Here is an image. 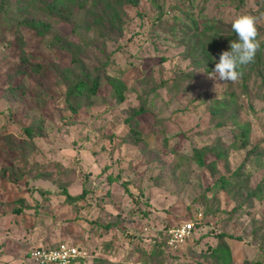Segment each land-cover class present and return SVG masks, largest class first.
Instances as JSON below:
<instances>
[{
  "label": "rangeland",
  "instance_id": "rangeland-1",
  "mask_svg": "<svg viewBox=\"0 0 264 264\" xmlns=\"http://www.w3.org/2000/svg\"><path fill=\"white\" fill-rule=\"evenodd\" d=\"M42 7L11 0L0 14V169L26 173L17 183L0 177V264H39L30 252L61 241L85 252L73 264H215L206 254L221 232L234 236L230 264H264V83L252 78L244 91L241 79L209 78L215 66H195L173 26L181 11L200 29L251 14L264 41V0H139L125 8L117 39L87 27L76 4L69 21ZM24 18L50 26L41 37ZM102 67L99 95L66 97L78 77ZM105 71L126 85L122 102ZM141 105L145 140L134 144L125 119ZM38 119L42 135L28 138L24 127ZM204 146L225 153L213 172L194 159ZM61 186L87 194L67 203ZM187 222L180 245L163 242Z\"/></svg>",
  "mask_w": 264,
  "mask_h": 264
},
{
  "label": "trees",
  "instance_id": "trees-1",
  "mask_svg": "<svg viewBox=\"0 0 264 264\" xmlns=\"http://www.w3.org/2000/svg\"><path fill=\"white\" fill-rule=\"evenodd\" d=\"M11 0H0V14L6 13V9L9 8V2ZM22 8H25L34 3L43 5L49 14H55L60 18L69 21L72 9L71 4H76L79 9H83L86 14L85 22L87 27L89 25H95L98 34L103 38L117 39L123 34V14L127 6H135L138 4L139 0H90L88 4L87 0H16ZM154 4H157V0H153ZM8 6V7H7ZM24 25L35 30L38 36L43 37L49 28V23L43 22L35 19H22ZM173 26L183 32V35L187 37V54H189L193 64L197 67H204L206 70H211V66H215V63L219 60L220 53L225 50H230V42L237 40V35L232 31L231 25L228 26L224 23H212L211 21H205L203 27L200 29L198 22L191 11H181V15L176 18ZM260 34L258 35V39ZM58 41H62L60 38H56ZM61 43L60 46H64ZM24 50H21V57L25 62L28 63L32 55H27L24 57ZM157 59V58H156ZM164 61L163 58H158L153 61V64ZM32 63V62H31ZM106 65V64H105ZM31 68L38 72L41 65L33 61ZM105 69L102 67L97 69L98 72L95 76L89 78L87 75L78 77V79L68 87L66 92V97L70 98L73 96L79 97L82 95L94 96L100 94V70ZM243 76L241 78V86L244 91L247 90V83L252 78L260 79L261 83H264V41H261V47L256 54L255 61L243 69ZM107 83L112 87L115 98L118 102L124 100V91L126 90V85L117 76L109 75L106 71L104 72ZM17 89V87H14ZM153 90V89H151ZM23 94V90L20 92ZM72 106V105H71ZM216 105L211 113L212 116H217L220 113V109ZM74 111L75 109L72 108ZM148 113V110L142 105L133 111V113L125 119L127 123V130L125 134L129 135V140L134 144H140L145 139L142 135L140 129L137 127L139 121V116ZM223 121L217 124H222ZM43 128L42 119L38 121H33V123L24 127L23 131L28 138H34L35 136H41ZM243 146L247 144L246 130L243 131ZM212 156L213 159L210 162H206V156ZM193 156L195 161L199 166H206L210 172H213L216 165V160L225 156L223 150L217 148H210L204 146L201 148H193ZM238 169L234 171L235 174L238 173ZM24 169L14 168L11 164L0 169V177L6 178L8 181L17 183L20 178L25 175ZM221 182L219 185L221 188H226V183L228 182L226 178L220 176L216 179ZM216 184V182H215ZM128 188V187H127ZM44 192V190H43ZM130 192V191H129ZM255 191L249 193L250 196H255ZM61 194L64 195V200L67 203H75L85 197L87 190L82 189L80 193L71 194L66 186H61ZM171 228V227H170ZM169 228V229H170ZM168 229V230H169ZM168 239V238H167ZM164 240L163 242H167ZM234 239L232 234L220 233L219 243L212 247L210 251L206 254L215 261V264H230L232 261L231 248L229 246V241ZM74 244V243H73ZM54 246V245H49ZM81 249V246L78 245ZM158 249L161 248V244ZM159 250V251H160ZM204 256V257H206ZM81 257L76 258V260L81 261ZM75 260V261H76Z\"/></svg>",
  "mask_w": 264,
  "mask_h": 264
},
{
  "label": "clouds",
  "instance_id": "clouds-1",
  "mask_svg": "<svg viewBox=\"0 0 264 264\" xmlns=\"http://www.w3.org/2000/svg\"><path fill=\"white\" fill-rule=\"evenodd\" d=\"M232 31L238 39L230 42V50L220 53L209 78L219 82H237L243 76V69L253 63L261 47L258 39L257 17L242 14L231 23Z\"/></svg>",
  "mask_w": 264,
  "mask_h": 264
},
{
  "label": "built area",
  "instance_id": "built-area-1",
  "mask_svg": "<svg viewBox=\"0 0 264 264\" xmlns=\"http://www.w3.org/2000/svg\"><path fill=\"white\" fill-rule=\"evenodd\" d=\"M193 222L181 223L168 230L167 244L177 247L191 233ZM30 256L39 264H73L78 257H84L85 252L77 244L61 241L54 246H38Z\"/></svg>",
  "mask_w": 264,
  "mask_h": 264
}]
</instances>
